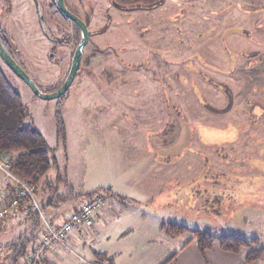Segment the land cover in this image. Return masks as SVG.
<instances>
[{
	"label": "rangeland",
	"instance_id": "374dc122",
	"mask_svg": "<svg viewBox=\"0 0 264 264\" xmlns=\"http://www.w3.org/2000/svg\"><path fill=\"white\" fill-rule=\"evenodd\" d=\"M38 1L0 0V31L14 61L47 93L63 82L80 30L52 15L50 0ZM64 4L89 31L59 107L65 152L56 131L59 98L37 97L0 59L26 121L57 162L49 176L61 177L57 191L68 199L53 211L68 214L100 192L137 198L127 202L124 225L109 217L101 228L107 246L120 247L121 264H160L192 236L162 230L163 245L150 251L143 242L159 223L206 230L214 242L227 232L256 237L243 253L264 248V0H161L130 9L112 0ZM166 160L175 162L168 185L152 165ZM170 191L175 196L166 202ZM44 211L48 218L52 210ZM19 221H4L1 261L9 253L4 244L28 226ZM256 263L264 264V255Z\"/></svg>",
	"mask_w": 264,
	"mask_h": 264
},
{
	"label": "trees",
	"instance_id": "16d2710c",
	"mask_svg": "<svg viewBox=\"0 0 264 264\" xmlns=\"http://www.w3.org/2000/svg\"><path fill=\"white\" fill-rule=\"evenodd\" d=\"M160 1L161 0H112V3L119 9H130L131 7L151 8L158 5ZM47 9L52 15H59L71 22L59 11L55 0H50ZM74 26L76 25L74 24ZM76 34L77 33H75V35ZM0 40L4 48L10 54L8 46L9 40L3 31H0ZM65 94L59 97V106L57 107L55 114L56 131L61 140V146L63 147L64 152L65 127L59 107L62 99L65 97ZM228 107L229 106H227L226 109H228ZM27 118L28 111L22 102L20 93L12 85L7 75L0 67V156L10 160L11 172L13 175L23 181L30 182L35 188V193L37 192L36 189L40 190L41 199L37 202V204L40 210H42L41 213H43L45 220L49 221L53 225V223L48 218H46L44 214L45 208L50 205L58 206L68 198L65 196V194H60L57 191L61 177L56 175L55 179L52 181L49 176L51 168L57 165L54 156L51 155L52 148H50L42 133L37 130L31 122L26 121ZM97 195L103 197L105 193L100 192ZM10 196L11 194L9 197ZM92 197L90 196L89 199L84 203L94 199ZM82 205H80L79 208H75V211L79 210ZM22 207L25 208V211H23ZM7 219L10 221V223H14L18 220H24L25 223H28V226L26 228L24 227V230L27 228L29 229L28 232L30 233V237L27 238L25 236L26 231L24 232V230L17 233L10 242L4 244L5 247L7 246L6 248H9L8 257L3 256V260H0V264L6 263L8 261L10 264H19V262L23 261L25 257H30L32 255L36 242L45 233L44 219L40 215V211L35 209L33 205H30L28 199H23L20 202L18 210L12 212L7 218L0 220V230L5 228L2 224ZM159 228L170 236H177L190 232L192 235L190 241L195 242L198 250L201 253H203L205 250L211 249L215 243L214 237L210 232L206 230L202 231L198 229H190L184 224H178L174 222L161 223ZM257 241L258 239L256 237L247 239L238 234L227 232L220 235L216 243L222 250L240 253L242 248H249L253 244H257ZM45 253L42 255V257L45 255ZM93 254V262L97 264H108L111 260V257L104 253L93 252ZM263 255L264 248L250 249L245 253L244 259L251 263L258 260ZM175 256L176 253H173L161 264H167L171 262L174 260ZM40 259H38V261L33 264H37Z\"/></svg>",
	"mask_w": 264,
	"mask_h": 264
},
{
	"label": "crops",
	"instance_id": "0c3cea01",
	"mask_svg": "<svg viewBox=\"0 0 264 264\" xmlns=\"http://www.w3.org/2000/svg\"><path fill=\"white\" fill-rule=\"evenodd\" d=\"M152 165H153V170L154 171L156 170L153 173L154 176L158 178V180L162 181L163 184L168 185L170 184L171 180L175 178V162L166 160V162H162V163L153 162ZM172 196L175 195L173 194V192L170 191L169 194L167 195L168 201L166 202L171 201L170 197L172 198ZM101 198L102 200H104L103 208L100 210L98 214L95 215L93 226L86 231L85 230L77 231L72 236H70L69 241L74 249V253H69L58 247L53 248L51 250H48L37 264H78V255L83 256L90 261H94L93 252H101L106 254L107 256H110L112 259V262L110 264H121L117 259L120 257V251H119L120 247L116 248L115 246H113L112 248L110 245L107 246L109 239H106L101 235V232H103L101 228L105 227L108 224L106 218L109 217L115 218L117 219V221L119 220V223L124 225V217L126 216L127 211L128 213L131 212L130 210H128L129 204H127V202L128 201L138 202V200L137 198H128V196L125 195L115 196L112 193H106ZM47 207L52 210V212H49L47 215H48V219L53 223V225L61 224L63 220L71 212L75 211L74 209L70 213L68 214L66 213L63 214V216H61L59 215V212L53 211V209L58 208L59 205L58 206L50 205ZM79 207L80 206H78L77 208ZM134 218H135V222L144 221L143 219L138 220L137 218L139 217L136 214H134ZM5 223L6 222H3V224ZM160 224L161 223L154 224V226L150 228V232H152V235L144 239L143 243L151 247L150 251H156L155 247L163 245V242L161 241L163 239L158 238L159 234L162 231L159 228ZM153 235H157V236L155 237ZM190 239L191 237L189 236L184 241H182L178 246L174 244L175 247L173 246L174 249L172 250L170 255L176 253V256L174 260H172L167 264H257L256 261L251 263L247 262L244 259L245 253H243L242 251L240 253H234V252L222 250L218 247L216 242L214 243L211 249L205 250L203 253H201L198 250V247L195 244V242L190 241ZM101 240L103 245L100 246ZM88 241L92 242L93 245L94 243H97V245L95 246L96 248L95 247L89 249L85 248V246H87L86 242ZM169 256L165 257L163 261H165ZM130 257H132V255ZM157 259H159V257Z\"/></svg>",
	"mask_w": 264,
	"mask_h": 264
},
{
	"label": "built area",
	"instance_id": "2783aa9c",
	"mask_svg": "<svg viewBox=\"0 0 264 264\" xmlns=\"http://www.w3.org/2000/svg\"><path fill=\"white\" fill-rule=\"evenodd\" d=\"M10 194L11 196L9 197ZM34 195V186L30 182L23 181L12 174L9 159L0 158V202L3 203L0 207V220L7 218L12 212L18 210L23 199H28L30 205L40 211ZM103 204L104 200L102 198H94L84 203L79 210L69 214L58 226H53L49 221H46L40 211L45 223V233L36 242L33 253L29 257V263H35L46 251L55 247L74 253L69 241L70 236L78 230L86 231L90 229L93 226L95 215L103 208ZM23 211H25V208H23ZM78 264L97 263L78 255Z\"/></svg>",
	"mask_w": 264,
	"mask_h": 264
},
{
	"label": "water",
	"instance_id": "95a60500",
	"mask_svg": "<svg viewBox=\"0 0 264 264\" xmlns=\"http://www.w3.org/2000/svg\"><path fill=\"white\" fill-rule=\"evenodd\" d=\"M56 5L59 11L62 13L64 17L70 20L72 23L76 25V27L80 30V39L77 42L75 49L72 54L71 63L68 69V72L63 80V82L59 85L58 88L51 92L43 93L41 92L34 81L27 75V73L14 61L12 56L8 53V51L4 48L1 40H0V59L4 63V65L19 79H21L24 83H26L32 92L41 99H55L61 97L66 93L69 86L71 85L77 71L79 68V64L81 61V55L83 53V48L88 41L89 31L85 22L68 10L64 4V0H55Z\"/></svg>",
	"mask_w": 264,
	"mask_h": 264
},
{
	"label": "flooded vegetation",
	"instance_id": "af4514ba",
	"mask_svg": "<svg viewBox=\"0 0 264 264\" xmlns=\"http://www.w3.org/2000/svg\"><path fill=\"white\" fill-rule=\"evenodd\" d=\"M35 2L38 4L39 3V1L38 0H35ZM72 12V11H71ZM73 13V12H72ZM76 15V14H75ZM43 17V20H44V16H42ZM74 24V23H73Z\"/></svg>",
	"mask_w": 264,
	"mask_h": 264
}]
</instances>
